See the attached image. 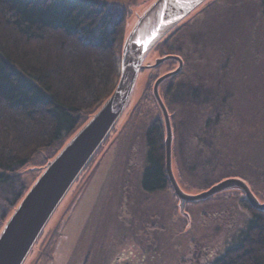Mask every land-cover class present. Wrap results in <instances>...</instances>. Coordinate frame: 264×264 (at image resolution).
I'll return each instance as SVG.
<instances>
[{
    "label": "rangeland",
    "instance_id": "rangeland-1",
    "mask_svg": "<svg viewBox=\"0 0 264 264\" xmlns=\"http://www.w3.org/2000/svg\"><path fill=\"white\" fill-rule=\"evenodd\" d=\"M152 1L118 0L126 8L123 36ZM223 2L216 6L219 13L212 19L211 30L228 26L230 32V27L240 23L245 24L248 31L245 44L252 39V34L264 37V7L258 8L257 0ZM200 7L202 5L189 15H195ZM243 33L244 30L239 38L237 36V48L230 53L224 70L226 88L233 94L231 108L236 119L233 122L230 119V125L221 121L220 134L227 137L212 142L218 144L217 147L219 143L223 147L221 143H224L220 158L225 162L219 163L220 167L214 165L217 157H213L201 141L211 139L208 129L205 133L211 107L209 110L202 107L201 111L180 109L174 120L177 128L172 124L171 167L179 186L187 193H198L221 178L240 175L256 191L259 200H264V42L256 41L258 46L253 53L249 49L253 46L250 42L248 46L239 42V39L243 41ZM184 38H178L179 45L187 42ZM191 46L194 56L202 55L196 62L201 65L195 67L198 74H202L203 66L208 69L206 61L213 62L212 47L210 43L199 44L194 50L190 43L182 44L181 48L186 52ZM158 57H161L159 50L153 49L144 64H153ZM176 66V60L160 62L157 67H145L139 72L127 108L53 213L24 264H82L86 254L85 264H210L245 228L249 211L242 202L244 194L236 188L205 200L187 202L183 208L186 214L181 213L170 184L150 195L139 191L138 174L143 165L146 125L143 120L147 118L134 115L128 120L129 111L143 92L152 95L154 78ZM218 66V61L209 64L213 72ZM149 76L155 77L149 82ZM162 87L159 86L160 94ZM248 111L254 115L247 114ZM156 115L154 108L151 116ZM159 119L163 124L162 118ZM0 172H3L1 168ZM37 173L38 170L27 171L18 181L28 186ZM21 183L12 180L15 188ZM4 199L5 192L0 186V229L13 210ZM4 213L5 217L1 218ZM56 227L52 244L47 251L42 250V244ZM75 255L74 260L71 259Z\"/></svg>",
    "mask_w": 264,
    "mask_h": 264
},
{
    "label": "trees",
    "instance_id": "trees-1",
    "mask_svg": "<svg viewBox=\"0 0 264 264\" xmlns=\"http://www.w3.org/2000/svg\"><path fill=\"white\" fill-rule=\"evenodd\" d=\"M223 1L205 0L196 16H190V13L153 48L159 50L161 56L178 55L183 62L179 72L159 85L164 86L160 95L174 129L177 128L174 120L178 110L201 111L202 107L208 110L211 107V116L205 123V133L208 129L211 139H207L211 141L205 138L201 141L210 154L217 157L216 166L225 162L220 158L224 143H221L223 147L220 143L217 147L218 144L212 143L213 139L220 142L227 137L220 134L219 124L227 121L230 125V119L232 122L236 119L231 108L233 94L226 88L224 71L230 53L237 48V36L239 38L243 30V41L239 39V42L245 46L250 42L253 46L249 45V49L253 53L258 46L255 42H264L263 36L252 34V39L245 44L248 32L245 24L233 25L230 32L228 26L211 30L212 19L219 13L216 6ZM257 4L258 8L260 5L263 8L264 0H257ZM212 7H215L213 11H209ZM125 9L118 0H0V168L3 170L0 172V186L5 192L3 202L11 210L31 185L19 182L21 175L36 170L38 175L114 88L124 38ZM245 11L247 13L248 9ZM181 37L187 41L181 43L184 46L191 43L194 50L199 44L210 43L214 60L211 63L206 61L208 69L203 66L202 74L195 70L201 65L196 62L202 55L194 56L192 46L189 52L182 50V44H178ZM167 61L175 60L166 59L163 63ZM217 61L219 66L213 72L209 64ZM154 77L149 76L147 80L150 82ZM154 108L157 115L151 116ZM138 115L147 118V121L143 120L146 124L144 157L138 187L140 192L150 195L166 189L170 182L165 170L164 125L159 119L162 116L148 91L137 97L128 120ZM14 179L21 183L17 188L12 185ZM253 192L259 197L256 191ZM242 202L249 211L245 228L210 264H264V210L253 208L244 195ZM3 215L1 218L6 213ZM56 229L51 230L42 250L47 251L52 244Z\"/></svg>",
    "mask_w": 264,
    "mask_h": 264
},
{
    "label": "water",
    "instance_id": "water-1",
    "mask_svg": "<svg viewBox=\"0 0 264 264\" xmlns=\"http://www.w3.org/2000/svg\"><path fill=\"white\" fill-rule=\"evenodd\" d=\"M204 1L153 0L137 16L132 29L124 35L118 78L111 93L46 162L3 223L0 229V264H24L53 213L128 106L139 72L166 59L176 60L177 66L154 80L152 95L164 125L165 170L179 200L181 213L186 214L183 208L189 201L204 200L234 188L244 192L253 208L264 210V202H260L249 185L239 177L223 178L205 190L190 194L179 186L172 171L173 131L159 85L179 72L183 62L181 57L174 54L158 57L153 64H144V60L170 30Z\"/></svg>",
    "mask_w": 264,
    "mask_h": 264
},
{
    "label": "flooded vegetation",
    "instance_id": "flooded-vegetation-1",
    "mask_svg": "<svg viewBox=\"0 0 264 264\" xmlns=\"http://www.w3.org/2000/svg\"><path fill=\"white\" fill-rule=\"evenodd\" d=\"M77 255H75L74 257H72L71 259H73V258H75ZM87 254H86V256L84 257V259H83V262H82V264H85L86 263V261H87ZM74 260V259H73ZM72 260V261H73ZM72 264H76V263H72Z\"/></svg>",
    "mask_w": 264,
    "mask_h": 264
},
{
    "label": "snow or ice",
    "instance_id": "snow-or-ice-1",
    "mask_svg": "<svg viewBox=\"0 0 264 264\" xmlns=\"http://www.w3.org/2000/svg\"><path fill=\"white\" fill-rule=\"evenodd\" d=\"M245 183H247V181H245Z\"/></svg>",
    "mask_w": 264,
    "mask_h": 264
}]
</instances>
